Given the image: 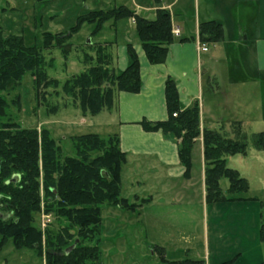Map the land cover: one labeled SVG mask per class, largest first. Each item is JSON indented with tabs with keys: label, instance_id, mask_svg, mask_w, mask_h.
<instances>
[{
	"label": "trees",
	"instance_id": "1",
	"mask_svg": "<svg viewBox=\"0 0 264 264\" xmlns=\"http://www.w3.org/2000/svg\"><path fill=\"white\" fill-rule=\"evenodd\" d=\"M37 1L45 3L48 0ZM150 1L158 4L160 0ZM126 19L133 20L134 32L147 62L163 64L175 39L170 15L165 10H157L153 20L136 15L126 6L91 10L78 16L71 33H78L83 25H92L90 37H95L106 24L113 30L118 22ZM41 37V48L62 49L60 36L43 32ZM222 37V27L218 23L199 26L202 43L220 42ZM111 45L105 42L104 46L95 48L93 58L84 55V71L60 84L47 76L37 46H25L20 35L4 37L0 28V253L10 243L16 252L31 251L37 258L44 257L45 264H95L100 259V249L96 243L85 244L95 242L100 233L101 207L107 205L132 211L149 202L136 199L130 203L122 196L121 173L127 156L119 149L117 134L101 137L88 133L70 137L74 156L63 157L48 129L38 132L36 128H23L10 119L5 121L10 117L9 107L19 104V98L9 103L2 94L20 86L24 76L29 74L37 98L40 89L60 88L77 109L92 117L110 110L116 93L137 94L141 88L137 54L132 45H127L130 63L116 73L108 51ZM165 101L168 119L144 121L140 123L143 130L161 132L178 142V158L185 168V177L190 174L192 149L201 138L206 202L245 200L247 181L225 163L226 157L247 152L248 136L243 124L232 122L228 129L221 125L217 130L204 129L201 133L197 103L181 110L171 80L165 85ZM249 138L255 150L264 151V133L251 134ZM223 178L228 182L226 193L220 188ZM42 215L62 221L65 226H60L56 234L48 230V226L42 232L37 225ZM260 235L263 239L264 227ZM76 240L74 248L67 251ZM195 263L200 262L180 264Z\"/></svg>",
	"mask_w": 264,
	"mask_h": 264
},
{
	"label": "crops",
	"instance_id": "2",
	"mask_svg": "<svg viewBox=\"0 0 264 264\" xmlns=\"http://www.w3.org/2000/svg\"><path fill=\"white\" fill-rule=\"evenodd\" d=\"M130 1L133 12L148 20L154 19L157 10L167 11L179 37L169 46L167 58L160 65L147 62L138 40L109 41L116 73L129 65L127 45L132 44L139 60L141 88L137 94L116 93L112 108L94 116L98 121L91 123L89 129L104 131L106 137L117 134L119 149L127 156L121 173L122 196L129 202H149L132 211L101 207L100 233L95 240L101 252L97 264H103L105 257H116L125 247L133 251L138 248L143 258L157 256L166 262L165 246L173 240L169 238L171 232L186 228L184 222L179 224L182 210L178 209L191 205L199 208L206 244V250L195 262L221 264L246 251L247 240L257 243L258 226L261 237L260 206L246 197L240 201L207 203L202 139L192 149L191 170L189 177H185V168L178 158V142L161 132H146L140 123L168 119V80L175 85L181 110L197 103L201 133L204 129L217 130L221 125L228 129L232 122H241L247 132L249 124L263 120L264 0H160L158 4L150 0ZM207 22L221 25L220 42L200 41L199 26ZM127 25L134 28L133 20ZM112 31L117 33L116 29ZM203 46L206 52H202ZM204 76L209 89L206 97ZM82 121L86 123V119ZM135 231L140 235L136 236ZM153 231L160 232L161 243L152 239ZM231 244L235 245L233 249Z\"/></svg>",
	"mask_w": 264,
	"mask_h": 264
},
{
	"label": "rangeland",
	"instance_id": "3",
	"mask_svg": "<svg viewBox=\"0 0 264 264\" xmlns=\"http://www.w3.org/2000/svg\"><path fill=\"white\" fill-rule=\"evenodd\" d=\"M120 4H125L131 12L134 11L130 0H48L45 3H40L37 0H0V28L4 37L11 35L17 38L20 35L25 46H37L45 62L47 76L62 84L72 76L83 72L85 69L82 63L84 55L93 58L95 48L104 46L105 42L115 39L121 43L128 39L131 43H137V39H135L137 37L133 36L134 28L127 25L129 22L127 19L116 24V34L108 27V24L105 25V29H102L101 34L95 37H90V32L94 27L92 25H83L78 33H71L77 25L78 16L91 10L111 9ZM43 32L60 36L62 49L55 46L48 49L41 48L43 44L41 34ZM70 34L72 36L67 38ZM52 45L54 44L52 43ZM108 51L111 53L110 49ZM47 64H50L49 67ZM204 82L206 97L209 90L206 84V76H204ZM35 93L30 74L24 76L20 86L16 85L10 92L3 93L2 96L9 103L16 97L19 98V104H13L9 107L7 112L10 117H6L5 121L13 120L23 128H36L38 132L48 129L60 147L63 157L74 156L70 137L88 133H97L101 137H106L104 131L93 132L96 130L89 129L91 123L98 120L89 114L84 116L74 106L71 98L65 97L61 93L60 88L55 89L50 86L46 89H40L39 98L36 97ZM261 99L264 106V88ZM52 108L55 109L50 111ZM82 119H86L85 124H83ZM246 133L248 136L246 154L230 155L226 157L225 163L228 168L237 171L247 181L248 191L245 193V197L255 199L260 206L261 227H264V151L255 150L249 138L251 134L264 133V119L255 120L249 124ZM194 170L196 171V169ZM196 175L197 173H195V177ZM227 187L228 182L223 178L220 181V188L223 193H226ZM132 202L135 200H130V203ZM178 210H182L181 214L178 215L179 224L184 222L186 228L184 231L171 232L169 238H173V240L168 241L167 246H165L167 247L166 262L161 261L157 256L150 259L148 255H145L144 259L143 254H138V248L133 251L125 247L118 252L116 257H105L103 264H173V262L180 264L186 259L191 261L200 259V254L206 250V244L204 231L201 230L199 208L191 205L183 206ZM183 210L186 211L185 214ZM45 216L42 215L37 220V225L42 232L48 226V230L56 234L60 226H65L62 221H56L52 217L45 218ZM191 225L192 227L188 229ZM255 230L258 234L257 243L253 244L251 239L247 240L246 251H242L240 255L230 256L221 264H264V238L259 237V226ZM153 233L155 236L152 239L161 243L160 232L153 231ZM135 235L139 236L140 234L135 231ZM93 244L95 242L85 245ZM234 246L231 244L230 248L233 249ZM108 250L112 251L113 249L109 248ZM155 251L158 253L157 250ZM175 251L178 253H174ZM8 253H12L11 256L7 257ZM43 259L44 257L37 258L31 251L16 252L10 243L0 253V264H41V262L43 264Z\"/></svg>",
	"mask_w": 264,
	"mask_h": 264
},
{
	"label": "built area",
	"instance_id": "4",
	"mask_svg": "<svg viewBox=\"0 0 264 264\" xmlns=\"http://www.w3.org/2000/svg\"><path fill=\"white\" fill-rule=\"evenodd\" d=\"M172 35H173L174 38L179 37V31H178V29H172ZM201 50H202V52H206L207 51V49L204 46L201 48ZM172 116L175 117L176 115L173 114ZM49 217L50 216H45V218H49ZM195 264H204V263L203 262H200V263H195Z\"/></svg>",
	"mask_w": 264,
	"mask_h": 264
},
{
	"label": "water",
	"instance_id": "5",
	"mask_svg": "<svg viewBox=\"0 0 264 264\" xmlns=\"http://www.w3.org/2000/svg\"><path fill=\"white\" fill-rule=\"evenodd\" d=\"M77 243H78V241L76 240V241H75V244L72 245L67 251H71Z\"/></svg>",
	"mask_w": 264,
	"mask_h": 264
}]
</instances>
